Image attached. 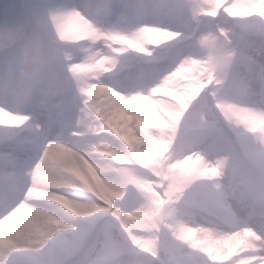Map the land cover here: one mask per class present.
<instances>
[{
	"label": "rangeland",
	"instance_id": "obj_1",
	"mask_svg": "<svg viewBox=\"0 0 264 264\" xmlns=\"http://www.w3.org/2000/svg\"><path fill=\"white\" fill-rule=\"evenodd\" d=\"M110 1L112 6L114 0ZM165 1L167 4L153 0L154 14L148 16H160L166 21L147 23L141 27L143 32H115L112 25L98 22L89 13L88 5L71 10L48 0H0V53L22 52L8 61L16 74L0 88V111L14 115V108L24 110L28 119L37 117L24 104L35 88L28 74L47 59L48 51L40 37L30 32L28 17L39 19L52 6L56 7L49 9L46 16L50 11L70 10L75 24L64 27L57 19L58 23L52 21L48 28L41 20L40 23L50 41L73 42L88 35L95 39L94 45L75 54L77 62L81 61L71 66L69 73L79 77L80 109L84 114L81 130L89 137V150H103L106 156L102 158L112 168H102L106 164L103 161L96 164L98 170L85 167V176L78 177L76 188L64 189L74 193L67 194L71 200L66 207H59L70 219L56 215L60 217L58 222H65L74 231L61 226L52 228L50 224V229L38 232L37 239L24 242V248L34 256H22L21 260L15 252L8 251L7 260H12L6 264L26 259L41 264L63 260V253L71 255L82 247L86 248L88 264H225V252H220L208 238L201 239L195 229L218 228L214 225L227 217L225 205L239 217L253 220L264 215V0ZM80 13L89 19L79 17ZM13 17L19 20L15 24L18 28L13 33L5 32V28L13 27ZM24 35L31 36L30 40L27 37L9 42ZM175 56L179 58L176 65L165 70ZM15 59L20 61L17 67ZM236 60L250 73L254 89L251 102H235V97L225 92L228 80L235 76L232 67ZM135 62L139 66L131 72ZM97 73L105 79V85L89 84L88 79ZM145 77L150 79L148 84L127 89L129 85L140 87L134 83ZM219 80H223L222 85L213 87ZM60 84L55 79L46 80L40 98L44 110L39 119H53L51 112L63 92L57 98H52L51 92ZM6 93L16 102H6ZM62 112L69 114V124L79 119V109L69 112L64 108ZM24 115L12 124L0 120V137L18 130L27 121ZM221 120L233 129V134L225 132ZM68 128L74 130L71 125ZM188 142L193 145L182 153L181 146ZM204 145L209 153L203 151ZM6 150L0 147L3 159L8 155ZM144 158L154 162L150 169L142 165L148 171L126 170V163L133 165ZM7 170L15 172L2 167V171ZM172 175V184L194 176L193 185L205 183L201 192L212 191L210 195L215 200L202 201L191 191L173 196L167 182ZM211 175L221 179H212ZM64 180L65 184L69 182L68 178ZM226 186L229 191L224 195ZM165 190L172 200L183 198L179 201L183 203L165 207ZM197 202L205 206L204 202H208V208H217L221 214L214 216L206 209L195 208ZM237 203L243 206L242 214L237 211ZM51 207L44 209L52 213ZM80 223H87L88 229L81 231ZM231 230L234 229L226 231ZM176 237L183 242L179 248L173 242Z\"/></svg>",
	"mask_w": 264,
	"mask_h": 264
},
{
	"label": "bare ground",
	"instance_id": "obj_2",
	"mask_svg": "<svg viewBox=\"0 0 264 264\" xmlns=\"http://www.w3.org/2000/svg\"><path fill=\"white\" fill-rule=\"evenodd\" d=\"M60 5L68 7L56 4V6ZM56 6L44 10L40 14L39 21L41 20V23H44L47 27L52 21L56 22L57 19L61 26L64 27L68 23L75 24L70 10L50 11V14L46 16V12ZM70 8L72 10L74 7ZM153 21L156 22V20ZM10 23L14 24L13 27L11 29L5 28L4 30L5 32L13 33V30L18 28L15 24H18L19 20H15V17H13V20L10 19ZM53 27L55 26L53 25ZM52 28L49 30H52ZM122 29L119 24L113 23L112 30L116 32ZM20 38L22 39L20 36H15L9 42ZM159 102L161 103V101ZM12 110L15 112L14 115L0 111V120L8 121L9 124H12L24 115L23 111H18L14 108ZM82 127H84L83 120H79L75 125L76 131L74 135L65 136L63 134L60 138L52 136L44 141V144L39 147L38 151L35 144L28 142V147L23 142L28 158L22 157V161H27L29 166L22 170L20 167L21 163L19 162L17 172L22 176V184L23 181L25 183L29 182L30 188L33 191L31 195L26 193L24 195L25 201L7 214L6 217L0 219V264L4 260L5 263L3 264H6L10 260V258L7 260L8 251H13L17 247L22 248L23 254H26L28 250L24 248V242H31L37 239L39 236L38 232L50 229V224L52 228L61 226L67 230L74 231L65 222L62 224L57 219L60 217L70 219V217L66 216L67 214L64 213L63 209L61 208V210L59 207H66L71 200L69 198L71 196L67 194L73 195L74 193L64 189L69 187L76 188L78 177L85 176V167L89 168V170H98L96 164L100 161L106 163L104 164L105 167L102 165V168H108L111 165L106 159L102 158L104 156L103 150L91 152L88 141H81V138L86 137V133L81 130ZM38 153H42V155L39 157ZM46 160H48L47 164L45 163ZM109 169L112 170L110 167ZM65 178L69 179V182L66 184L64 183ZM77 190L79 189L77 188ZM45 206H52L51 211L53 214L45 210ZM52 221H57V223H52ZM262 223H264V216L257 218L256 221H251L250 217L244 215L239 217L230 211L226 220L216 225L218 228L199 226L195 230L198 236H201V239L208 238L209 242L219 247L220 252H225V257L228 258L225 264H264V230L260 227ZM227 229L234 230L228 232L226 231ZM84 237L83 235L81 238Z\"/></svg>",
	"mask_w": 264,
	"mask_h": 264
},
{
	"label": "clouds",
	"instance_id": "obj_3",
	"mask_svg": "<svg viewBox=\"0 0 264 264\" xmlns=\"http://www.w3.org/2000/svg\"><path fill=\"white\" fill-rule=\"evenodd\" d=\"M155 5L151 3H145L142 5H137L134 3H125L124 0H114L111 10L110 19L119 24L122 28L128 31H132L134 29H139L140 32H143V28L140 25L144 22L145 17L148 15L154 14ZM232 72L235 74L234 78L228 80L225 86V92L232 95H235V99L239 103L251 102L252 93L254 89L252 88V81L250 79V73L243 70L242 65L239 60H236L232 67ZM53 74L55 73L54 63H53ZM58 80H63L62 74L57 76ZM46 81L40 80L36 83L34 91L30 98L24 101V104L32 111H34L38 117L37 122H41L43 124L44 132L51 134V129L47 121H43L39 119L42 116L44 105L40 103L41 92L45 87ZM61 89L63 90V94L66 97H70L73 92V87L70 82H61ZM3 99L8 103H15V99L13 96L9 94H5ZM29 164L27 161H21V169L27 168ZM32 189L29 188L27 194H32ZM228 188L225 187L224 195L228 194ZM237 211L242 214L243 206L240 203L236 204ZM51 219V218H49ZM52 223H57V221H52ZM81 231H85L88 229L87 223H80L78 225ZM261 229L264 230V223L260 225ZM55 243V242H54Z\"/></svg>",
	"mask_w": 264,
	"mask_h": 264
},
{
	"label": "snow or ice",
	"instance_id": "obj_4",
	"mask_svg": "<svg viewBox=\"0 0 264 264\" xmlns=\"http://www.w3.org/2000/svg\"><path fill=\"white\" fill-rule=\"evenodd\" d=\"M49 138L50 135L46 132H36L30 128H25L20 130H14L5 134L3 137H0V146L11 149L12 152L10 154L16 156L19 152V149L17 147L18 144L22 142H29L35 144L37 146L38 151L39 147L44 144V141ZM5 192L10 199H13L14 203L16 199L22 198L23 195L22 190L20 196H17V193L13 192L8 187L5 188ZM10 210H14V208Z\"/></svg>",
	"mask_w": 264,
	"mask_h": 264
}]
</instances>
